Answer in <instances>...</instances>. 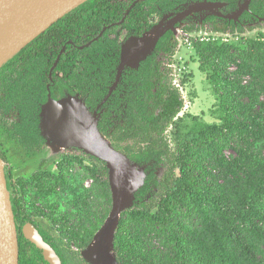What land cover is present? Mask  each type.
I'll use <instances>...</instances> for the list:
<instances>
[{
	"label": "trees",
	"instance_id": "obj_1",
	"mask_svg": "<svg viewBox=\"0 0 264 264\" xmlns=\"http://www.w3.org/2000/svg\"><path fill=\"white\" fill-rule=\"evenodd\" d=\"M179 1H141L128 16L125 27L134 28L133 34L142 35L148 21L142 11L145 6L151 4L150 13L158 12L161 16L178 6ZM211 1H226L228 11L232 12L237 10L240 0ZM110 2L90 0L81 5L0 68V90L6 92L1 108L4 115L16 116L11 123L3 124L5 131L9 137H19L26 147L34 145L39 138L38 124L43 120L40 114L49 100L48 94L61 99L80 93L91 112L99 114L100 133L114 142L117 150L120 144H138V150L127 146L123 152L132 163L148 166L145 183L135 194L133 207L122 215L115 233L114 251L119 264H264V228L256 220V217L264 220L261 210L264 209V157L260 158V149L264 150L261 116L264 103L257 89L264 82V42L252 41L247 49H236L242 58L229 56V48L198 45L200 70L208 74L214 87L223 86L226 93L220 95L216 88L225 116L220 126H207L201 133H190L183 139L176 135L177 143L172 150L167 133L186 106L180 87L175 84L173 68L179 42L173 32L163 36L137 70L124 72L110 94L123 42L109 37L108 31L103 38L80 49L97 37L104 26L121 20L117 14L120 10ZM155 6H161V10L154 9ZM259 19H264V0H252L250 11L239 21L210 17L204 25L188 24L182 31L190 34L204 30L237 36L252 31V23H258ZM68 40L74 44L67 45L50 78V71ZM216 61L237 64L235 78L222 79ZM61 73L62 77H58ZM242 75H249L253 82L242 85L238 79ZM244 98L249 99L250 107L243 102ZM3 116L0 114V123ZM231 136H237L249 146L243 154L245 157L251 147L257 150L255 153L252 149L249 158L244 159L247 166L244 178L235 177L237 163L224 156L230 145L227 138ZM92 159L101 164L90 170V176L107 205L102 221L112 209L109 170L105 162ZM162 161L170 168L158 179L149 165ZM6 174L15 219L23 222L24 208L12 176ZM156 208L159 210L154 213ZM80 232L79 238L76 235ZM73 237H78L81 248L85 249L95 234L83 224L74 230ZM22 250L19 264L25 263Z\"/></svg>",
	"mask_w": 264,
	"mask_h": 264
},
{
	"label": "rangeland",
	"instance_id": "obj_2",
	"mask_svg": "<svg viewBox=\"0 0 264 264\" xmlns=\"http://www.w3.org/2000/svg\"><path fill=\"white\" fill-rule=\"evenodd\" d=\"M250 1L245 0L243 5L246 6L244 8L243 5L240 7L239 11L241 12L229 18L238 20L243 13L248 11ZM219 5L214 9L213 13L206 11L197 12L192 13L187 18L192 20V23H200L206 15L221 16L219 10L225 5ZM190 6L194 7L195 3ZM184 22L185 20L180 23V27H176L174 30L179 39L180 47L174 58L173 68L176 83L184 96L186 106L180 113L176 125L171 127L167 133L172 150H174L177 143L176 135L183 139L185 135L190 133H201L202 129L207 126H220L223 124L221 119L225 116L218 101L216 88L218 89V94L226 95V93L222 90L223 86L214 87V84L207 78L208 74L200 70L201 53L198 45L213 44V46L229 48V56L242 58L236 49L245 50L252 41L264 42V19H259L258 23H252V31H246L244 34L237 36L208 33L204 30L185 34L182 28L188 26V23ZM192 23L189 22V24ZM237 62L241 64L240 59ZM215 64L220 67V73L218 74H220L222 79L230 81L235 78V72L238 69L237 64H232L229 61L226 64L216 61ZM226 73H229V78ZM238 79L242 85L246 86L253 82L249 75L239 76ZM257 89L261 92L259 94L260 101L264 103V93H262L264 92V82ZM5 95V90H0V114L2 116L4 112L1 105ZM243 102L248 104L249 107L251 106L248 98H244ZM253 109L254 112L258 111V108ZM261 116L264 122V115L261 114ZM15 117V114L3 116V123H0V151L7 157V163L11 165L14 172V180L21 185L19 189L21 192H23V182L29 181L24 194L26 210L38 219L37 222L43 230L53 235L65 256L66 264H91L85 259L83 255L85 249L81 248V241L78 239V237H81L82 232L76 235L78 237H73V234L74 230L85 224V228L96 235L107 219L101 221V217L106 215L107 205L105 204V198L98 193L95 187L96 183L90 176V170L100 167L101 164L92 159L95 157L81 150L60 151L51 146L50 143L40 149L37 145L35 149L39 150L33 157L27 155L26 159L24 152H28V149L24 146V143L19 137L10 136L9 138L3 127L4 123H11ZM227 140H229L230 145L224 151V156L228 161L237 163L235 177L244 178L247 172L244 159L249 158L252 149L255 153L257 150L254 148L255 146L251 147L249 155L245 157L243 154L248 151V145L237 136H231ZM127 146L135 150H138L139 147L134 142L118 145L123 154ZM260 152V158L264 157V150L260 149ZM42 161H46L47 165L43 170L37 172L38 164ZM149 166L150 171L153 169L154 175L158 179H161L170 168L165 161L151 163ZM135 167L140 173V177L144 179V176L146 177L148 174L146 172L148 166L137 164ZM34 172H37L35 176L38 177L33 178ZM176 174L179 176L180 169H176ZM158 210L156 208L154 213H157ZM261 210L264 211V209ZM256 220L264 228V220L258 217H256Z\"/></svg>",
	"mask_w": 264,
	"mask_h": 264
},
{
	"label": "water",
	"instance_id": "obj_3",
	"mask_svg": "<svg viewBox=\"0 0 264 264\" xmlns=\"http://www.w3.org/2000/svg\"><path fill=\"white\" fill-rule=\"evenodd\" d=\"M26 1L0 0V68L59 20L90 0H69L64 3L23 44L7 55L6 50L12 29L16 26L17 18L24 9ZM206 4L215 5L213 8L220 6V3L207 2ZM183 13H179L167 23L163 20L143 36L133 37L124 44L116 81L111 87L110 94L119 85L124 71L138 69L154 51L159 40L185 18V15L181 17ZM109 97L110 95L105 98L102 105ZM41 115L44 134L49 143L80 149L106 163L109 170L112 209L83 255L91 264H119L114 251L115 233L122 215L133 207L135 194L144 185L146 177L142 179L137 170L138 179L132 178L130 172L132 168L137 169L135 167L137 164L132 163L125 154L114 148L113 143L100 133L99 114L90 112L82 100L69 97L56 101L50 97ZM5 167L6 164L0 157V264H19L18 233ZM24 235L43 251L44 258L50 264H61L54 249L44 241L33 226H27Z\"/></svg>",
	"mask_w": 264,
	"mask_h": 264
},
{
	"label": "flooded vegetation",
	"instance_id": "obj_4",
	"mask_svg": "<svg viewBox=\"0 0 264 264\" xmlns=\"http://www.w3.org/2000/svg\"><path fill=\"white\" fill-rule=\"evenodd\" d=\"M141 1H144V0H111L110 2V5L115 7V8H118L120 11L117 12L118 14V17H122L120 21L118 22H114V23H111V25L109 26H104L103 27V30H101L98 34L97 37L93 38L90 42H88L85 46L83 47H80V49H84V48H87L89 47L92 42H95L101 38L104 37L105 33L110 31V34H109V37H111L112 39H116L118 40L119 38V42H123L122 43V46H121V49H120V54H119V61L121 62V51H122V48L124 46V44L130 40L131 38L133 37H141L143 36L145 33L151 31L156 25H158L160 22H162L163 20H165V23L169 22L172 18H174L175 16H177L179 13H183L185 12V14L183 13V15H181V17H183L185 15V18L183 20H181L179 23H177L171 30H169L167 33L169 32H174L175 28L176 27H180L179 25H181L180 23H182L184 20L185 22L184 23H188L191 22L192 23V20L188 19L190 17V15H192V13H197V11H195L194 9L195 8H199V7H203V5H200V6H196L197 4L199 3H203L204 5H206V3L204 2H209V3H220V4H224L225 6L223 8H221L219 10V12L221 13V16H218V15H213V14H209V15H206L202 21L200 23H192V24H196L197 26H202L204 25L205 21L210 18V17H218V18H224V19H229V20H233V19H230L229 17L233 16V15H238L241 11L240 10V7L244 4L245 0H240L239 3H238V8L237 10L235 11H232V12H229L228 9H229V4L226 2V1H211V0H205V1H188V2H183L182 0L178 2V6H176L172 11H169V12H166V13H163L161 16L158 14V12H153V13H150V9L153 8V6L150 4L149 6H145L143 8V12L145 14H147L148 16V21L145 22V25L146 27H144L142 30L143 33L142 35H137L139 32H137V34H133L135 32V29L134 28H128V27H125V24L127 23V18L128 16L132 13L133 9L138 5L139 2ZM195 3V6L194 7H191L190 5L194 4ZM252 3V0L250 1V4H249V9L248 11L246 12H249L250 11V5ZM215 5L213 6H206L207 10L206 9H203L201 12H198V13H202L203 11H206V12H210V13H213L214 12V9L213 8ZM246 5H243V8L245 7ZM191 7V8H189ZM157 8L158 10H161V6L159 7H154V9ZM245 12V13H246ZM244 14V13H243ZM243 14L240 16V18L238 20H234V21H239L241 19V17L243 16ZM188 17V18H187ZM114 21V20H113ZM150 27V29H149ZM166 33V34H167ZM165 34V35H166ZM129 35H132V36H129ZM164 35V36H165ZM176 36V34H175ZM128 37V38H127ZM163 38V37H162ZM161 38V39H162ZM160 39V40H161ZM176 39L178 40L179 42V39L178 37L176 36ZM159 40V41H160ZM68 44H71L73 45L74 42L72 40H68L66 45H64L59 53V56L57 57L56 59V62L54 63V66L53 68L51 69L50 71V78H52V74L55 70V68L58 66L60 60H61V57L62 55L65 53L66 51V47ZM158 44V43H157ZM157 46V45H156ZM179 47H180V43H179ZM120 62H119V65H120ZM144 62V61H143ZM119 65H118V68H119ZM127 70V69H126ZM125 70V71H126ZM130 70H137V69H130ZM124 71V72H125ZM124 74V73H123ZM58 77H62V73L61 74H58ZM52 98V93L48 94V99L49 98ZM69 97H74V96H69ZM69 97H66V98H69ZM66 98H61V99H54L56 101H59V100H63V99H66ZM76 99H79V100H82L84 102V104L87 106L86 102H85V97H83L80 93L77 94L76 97H74ZM49 102V100H48ZM47 102V103H48ZM46 103V104H47ZM45 104V105H46ZM44 105V106H45ZM43 106V107H44ZM102 106V104H101ZM100 106V107H101ZM43 107H42V110H43ZM99 107V108H100ZM87 108L90 110V108L87 106ZM97 107L96 111H98L99 109ZM42 112V111H41ZM91 112V110H90ZM95 113V112H94ZM41 114H40V118H41ZM16 118H14L13 120H15ZM42 119L40 121V123L38 124V130H39V138H38V141H36L34 143V145H31V146H27L26 148L28 149V152H24V157L27 159V157H33L34 154L43 146H45L46 144L49 143V141L47 140V138L45 137V134H44V129H43V125H42ZM10 138V137H9ZM37 145L39 146V149H35L37 147ZM51 145V143H50ZM24 146H26L24 144ZM52 146V145H51ZM29 147V148H28ZM60 151H69V150H80V149H76V148H73V147H69V148H63V149H59ZM82 151V150H81ZM28 155V156H27ZM0 157L4 160L5 164H6V167H5V173H8L12 176V183L13 185H15V188H16V193H17V196L19 198V200L21 201V204L24 208V211H23V218H24V221H20V220H16L15 219V222H16V227H17V233H18V243H19V248L21 251V249H23V254L25 256V258H23L24 260V264H50L45 258H44V253L41 249H39L36 245H34L29 239L26 238V236L24 235V230L27 226H33L39 233L40 235L42 236V238L44 239V241L49 244L53 249L54 251L56 252V254L58 255V257L60 258V261H61V264H66V260H65V256L63 255V252L59 246V244L57 243V241L55 240V238L53 237L52 234H50L49 232L43 230V228H41L37 222V218L33 215H31L27 210H26V207H25V202H26V198H24V194L26 193V189H27V183L29 181H24V186L22 184V190L23 192H21L20 189V184L16 183L15 180H14V172L12 170V167L9 163H7L8 159L7 157L0 151ZM46 161H42L38 164V167H37V172L40 171V170H43L46 166ZM37 172H34V176L33 178L35 177H38V176H35L37 175L36 173ZM7 175V174H6ZM7 178V176H6ZM8 183V182H7ZM12 207H13V204H12ZM13 211H14V207H13ZM15 216V214H14ZM86 249V248H85ZM20 255H19V262H20Z\"/></svg>",
	"mask_w": 264,
	"mask_h": 264
},
{
	"label": "bare ground",
	"instance_id": "obj_5",
	"mask_svg": "<svg viewBox=\"0 0 264 264\" xmlns=\"http://www.w3.org/2000/svg\"><path fill=\"white\" fill-rule=\"evenodd\" d=\"M68 1L69 0H27L24 9L17 18L16 26L12 29L6 54L8 55L16 50L43 25L47 18L51 16L56 9ZM200 5H203V7L195 8L194 10L201 12L203 9L207 8L206 6H208L207 4H197L196 6ZM51 145L57 149L69 148L68 146L56 143H51ZM130 174L133 179H138L137 169L132 168Z\"/></svg>",
	"mask_w": 264,
	"mask_h": 264
},
{
	"label": "built area",
	"instance_id": "obj_6",
	"mask_svg": "<svg viewBox=\"0 0 264 264\" xmlns=\"http://www.w3.org/2000/svg\"><path fill=\"white\" fill-rule=\"evenodd\" d=\"M186 34V33H185ZM216 34H219V33H216ZM176 86L179 87V85H177V83L175 82Z\"/></svg>",
	"mask_w": 264,
	"mask_h": 264
}]
</instances>
